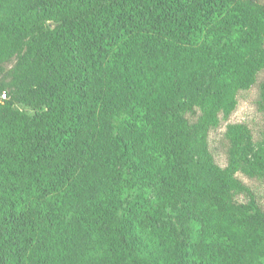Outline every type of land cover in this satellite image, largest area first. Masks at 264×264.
<instances>
[{
    "label": "trees",
    "instance_id": "1",
    "mask_svg": "<svg viewBox=\"0 0 264 264\" xmlns=\"http://www.w3.org/2000/svg\"><path fill=\"white\" fill-rule=\"evenodd\" d=\"M3 92L0 264H264V0H0Z\"/></svg>",
    "mask_w": 264,
    "mask_h": 264
},
{
    "label": "rangeland",
    "instance_id": "2",
    "mask_svg": "<svg viewBox=\"0 0 264 264\" xmlns=\"http://www.w3.org/2000/svg\"><path fill=\"white\" fill-rule=\"evenodd\" d=\"M15 60L9 61L5 66L9 67L14 63ZM255 92H247L244 94L238 103L236 110L232 113L229 118V122H243L251 127L254 131H258L261 128L260 117L257 114L255 106Z\"/></svg>",
    "mask_w": 264,
    "mask_h": 264
},
{
    "label": "built area",
    "instance_id": "3",
    "mask_svg": "<svg viewBox=\"0 0 264 264\" xmlns=\"http://www.w3.org/2000/svg\"><path fill=\"white\" fill-rule=\"evenodd\" d=\"M7 97L6 93L3 92V93H0V101L5 99Z\"/></svg>",
    "mask_w": 264,
    "mask_h": 264
}]
</instances>
